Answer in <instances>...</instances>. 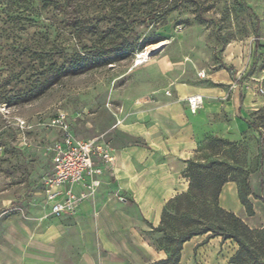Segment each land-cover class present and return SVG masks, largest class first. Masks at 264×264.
I'll return each mask as SVG.
<instances>
[{
	"label": "rangeland",
	"instance_id": "rangeland-1",
	"mask_svg": "<svg viewBox=\"0 0 264 264\" xmlns=\"http://www.w3.org/2000/svg\"><path fill=\"white\" fill-rule=\"evenodd\" d=\"M153 12L156 19L142 22ZM147 48L149 60L134 67ZM179 85L203 95L197 114L228 105L222 119H240L245 129L236 141L205 135L177 195L189 191L192 162L211 165L194 183L199 202L211 200L224 178L247 180L259 172L264 183V0H0V247L53 225L84 227L78 210L54 215L42 194L51 170L48 148L60 139L50 126L57 114L67 115L74 137L112 149L123 140V126L148 124L157 104L180 100ZM110 191L104 184L88 198L93 212ZM115 195L120 210L137 211L126 192ZM167 221L173 228V219ZM246 224L260 229L256 221ZM147 240L166 257L173 251L155 228Z\"/></svg>",
	"mask_w": 264,
	"mask_h": 264
},
{
	"label": "crops",
	"instance_id": "crops-1",
	"mask_svg": "<svg viewBox=\"0 0 264 264\" xmlns=\"http://www.w3.org/2000/svg\"><path fill=\"white\" fill-rule=\"evenodd\" d=\"M180 100L200 94L187 86L176 87ZM186 97V98H187ZM180 100H168L156 105L153 121L148 124H128L120 134L121 144L114 143L113 171L99 177L100 185L111 188L102 205L93 212L88 199L80 203L77 227H49L42 234H29L23 241H11V248L0 247V264H150L166 258L147 240V235L160 223L165 202L185 191L182 171L193 160L195 150L205 135L236 141L245 125L242 120L225 115L228 105L203 108L191 114ZM187 104V103H186ZM230 104V102L226 103ZM138 141L144 147L131 142ZM52 167V164H51ZM111 180L114 182L110 184ZM248 201L253 216H246L238 198L237 185L226 182L218 195V206L245 223L256 221L264 229V183L259 172L249 174ZM126 192L138 204L137 211L123 212L116 207L117 191ZM82 186L74 188L75 193ZM233 245V252L227 250ZM237 245L216 237L195 236L181 250V264L201 260L204 264H231Z\"/></svg>",
	"mask_w": 264,
	"mask_h": 264
},
{
	"label": "trees",
	"instance_id": "trees-1",
	"mask_svg": "<svg viewBox=\"0 0 264 264\" xmlns=\"http://www.w3.org/2000/svg\"><path fill=\"white\" fill-rule=\"evenodd\" d=\"M37 1L44 4L52 1L57 3V0ZM153 19H156L154 12L144 15L142 22H151ZM189 166L187 176L190 180L189 191L168 201L162 211L159 226L155 228L158 232H162L165 239L173 245V251L165 259L150 264H179L183 244L195 236L203 235L207 236V240L219 237L222 241L230 240L237 245L235 254L230 258L231 264H264V229L250 228L238 216L221 209L217 201L221 187L226 182H234L246 216H253L252 207L248 201L250 195L248 178L239 181L225 178L219 180L211 193V200L199 202L193 193L194 183L201 176L198 171L208 170L211 165L203 166L192 162ZM208 176L212 177L213 174L210 172ZM260 200L264 203V198ZM170 210L173 211V216H169ZM167 219H173V228L168 224ZM174 223H178L177 226ZM166 229L171 231L173 229V234L168 233Z\"/></svg>",
	"mask_w": 264,
	"mask_h": 264
},
{
	"label": "built area",
	"instance_id": "built-area-1",
	"mask_svg": "<svg viewBox=\"0 0 264 264\" xmlns=\"http://www.w3.org/2000/svg\"><path fill=\"white\" fill-rule=\"evenodd\" d=\"M186 102L190 113L196 114L203 105V97L194 94ZM50 126L58 130L60 139L48 148L52 167L42 181V194L52 214L70 215L96 193L99 177L113 171L114 157L111 148L102 141L74 137L65 113L57 114ZM77 186H82L79 193L74 192Z\"/></svg>",
	"mask_w": 264,
	"mask_h": 264
},
{
	"label": "bare ground",
	"instance_id": "bare-ground-1",
	"mask_svg": "<svg viewBox=\"0 0 264 264\" xmlns=\"http://www.w3.org/2000/svg\"><path fill=\"white\" fill-rule=\"evenodd\" d=\"M149 55H150V49L147 48L145 51L138 53L137 58L135 60V65L134 67H139L146 63L149 60Z\"/></svg>",
	"mask_w": 264,
	"mask_h": 264
},
{
	"label": "water",
	"instance_id": "water-1",
	"mask_svg": "<svg viewBox=\"0 0 264 264\" xmlns=\"http://www.w3.org/2000/svg\"><path fill=\"white\" fill-rule=\"evenodd\" d=\"M155 52V50H152V53Z\"/></svg>",
	"mask_w": 264,
	"mask_h": 264
}]
</instances>
